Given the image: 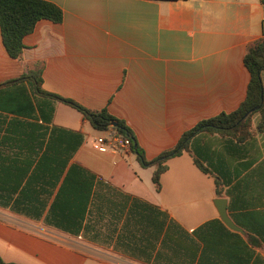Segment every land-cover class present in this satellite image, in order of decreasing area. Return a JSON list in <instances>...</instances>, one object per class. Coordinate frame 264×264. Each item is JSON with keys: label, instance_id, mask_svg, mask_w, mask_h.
Segmentation results:
<instances>
[{"label": "crops", "instance_id": "1", "mask_svg": "<svg viewBox=\"0 0 264 264\" xmlns=\"http://www.w3.org/2000/svg\"><path fill=\"white\" fill-rule=\"evenodd\" d=\"M42 1L60 9L61 21L39 20L22 39L20 59L8 56L0 36V84L40 69L42 91L107 110L130 130L147 160L175 146L198 121L234 111L245 97L249 74L243 55L261 37L260 0ZM261 81L264 91V71ZM31 86L22 81L0 87V139L12 120L78 131L83 142L70 163L106 183L99 214L77 234L0 207L3 261L264 264V128L255 132L243 158L226 157L232 171L240 162L251 165L222 184L221 196L214 178L186 153L167 161L156 191L153 167H142L131 151L99 152L92 141L102 132ZM258 119L252 118L254 125ZM216 198L226 200L228 217L241 232L221 222Z\"/></svg>", "mask_w": 264, "mask_h": 264}, {"label": "trees", "instance_id": "2", "mask_svg": "<svg viewBox=\"0 0 264 264\" xmlns=\"http://www.w3.org/2000/svg\"><path fill=\"white\" fill-rule=\"evenodd\" d=\"M260 2L264 6V0ZM61 19L60 9L46 1L0 0V36L8 56L20 59L24 49L22 39L32 32L39 20L59 23ZM243 64L249 81L238 108L198 121L181 134L175 146L151 160H147L143 151L134 144L133 135L125 124L107 110L86 109L72 100L42 91L40 69L29 70L13 81L1 83L0 87L28 81L35 94L58 100L75 109L99 132H104L115 121L116 126L112 129L129 139L131 152L138 163L142 167H153L151 181L156 191L160 190V176L167 170V161L186 153L201 173L215 175V193L219 197L222 184L235 181L251 165L250 160L240 162L237 163L240 169L232 171L226 157L243 158L255 132L264 128L261 81L264 71V21L261 37L245 49ZM40 114L44 121L49 122L50 117L46 119L43 110ZM255 115L259 119L254 125L252 118ZM3 123L4 120H0V130ZM203 135L218 136L219 141L217 144L206 141ZM82 142L83 135L78 131L57 126L48 128L27 121H10L0 139V207H8L14 213L32 219L43 217L47 225L72 234L83 230L84 221H90L93 213L95 216L99 214L100 193L106 182L87 169L70 163ZM0 264L16 263L5 262L0 257Z\"/></svg>", "mask_w": 264, "mask_h": 264}, {"label": "built area", "instance_id": "3", "mask_svg": "<svg viewBox=\"0 0 264 264\" xmlns=\"http://www.w3.org/2000/svg\"><path fill=\"white\" fill-rule=\"evenodd\" d=\"M92 146L99 152L111 151L115 153L130 152V141L117 134L112 126H109L99 136H95L92 141Z\"/></svg>", "mask_w": 264, "mask_h": 264}, {"label": "water", "instance_id": "4", "mask_svg": "<svg viewBox=\"0 0 264 264\" xmlns=\"http://www.w3.org/2000/svg\"><path fill=\"white\" fill-rule=\"evenodd\" d=\"M257 109V108H255ZM111 126H116V122L113 121L110 123ZM135 146V145H134ZM213 178L215 175H211ZM213 206L218 214L219 219L221 222L228 227L231 230L241 232V229H239L228 217L227 211H226V200L223 198H216L213 201Z\"/></svg>", "mask_w": 264, "mask_h": 264}]
</instances>
